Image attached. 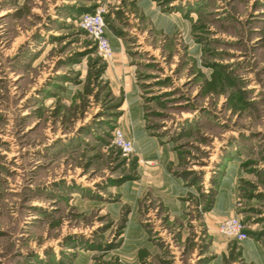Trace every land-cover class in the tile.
<instances>
[{
	"label": "rangeland",
	"instance_id": "1",
	"mask_svg": "<svg viewBox=\"0 0 264 264\" xmlns=\"http://www.w3.org/2000/svg\"><path fill=\"white\" fill-rule=\"evenodd\" d=\"M153 3L161 18L136 0H0V264L261 263L208 218L241 172L232 215L264 247V0ZM99 6L174 156L159 171L113 143L135 105L79 23Z\"/></svg>",
	"mask_w": 264,
	"mask_h": 264
},
{
	"label": "crops",
	"instance_id": "2",
	"mask_svg": "<svg viewBox=\"0 0 264 264\" xmlns=\"http://www.w3.org/2000/svg\"><path fill=\"white\" fill-rule=\"evenodd\" d=\"M137 3L143 7L144 9L151 10V16H159V18L162 17V14L160 10L156 9V5L153 3L152 0H136ZM167 15V14H165ZM111 42V45L114 50V58H113V68L112 71L115 72V84L117 86H122L126 91V96L130 101L135 105L139 103L138 99V93L136 89V84L133 80V69L134 64H128L126 61H128L127 57V50L128 48L125 46V41L123 39L111 35L108 36ZM127 72L128 74H125ZM139 106H136L133 108L132 114V121H131V127L129 128V125H127V136L133 138L135 149L138 151L140 156L142 157L141 161L148 162L151 169H155L157 171L162 168V164L165 165L166 158H168V161L170 159H174V156H168L167 148L164 146H160V144L155 140V138L147 132V130L144 128L140 116H139ZM164 147V148H163ZM152 164V165H151ZM156 164L160 165V167H157ZM156 166V167H155ZM154 170V171H155ZM164 177L167 178V175L165 173L161 174ZM241 176V172H237L233 170L232 172L228 174V176L223 180L222 185L220 186V189L218 191L215 203L213 205V208L211 212L209 213L210 219L208 218V221L211 222V225H218V220L232 215L234 213V198L237 192H239L238 189V177ZM165 183V181H163ZM179 186V184H178ZM174 192H180V194H175V196H179L182 194L183 189L182 187L178 188V191ZM226 192V193H225ZM224 197V198H222ZM220 221V220H219ZM243 253L244 255H247L248 252L251 254H256L257 258L261 260L260 262H257V264H264V247L260 243V241L255 239H245L242 243ZM248 257V256H247ZM248 258H252L253 261H255L254 257L250 256Z\"/></svg>",
	"mask_w": 264,
	"mask_h": 264
},
{
	"label": "built area",
	"instance_id": "3",
	"mask_svg": "<svg viewBox=\"0 0 264 264\" xmlns=\"http://www.w3.org/2000/svg\"><path fill=\"white\" fill-rule=\"evenodd\" d=\"M106 11L104 6H99L95 12L84 13L79 23L96 42L100 55L111 59L114 56V50L107 35ZM113 143L124 155L135 152L133 138L128 137L121 128L115 129ZM218 230L221 234L237 241H243L250 237L245 222L238 216L232 215L222 219L218 224Z\"/></svg>",
	"mask_w": 264,
	"mask_h": 264
},
{
	"label": "trees",
	"instance_id": "4",
	"mask_svg": "<svg viewBox=\"0 0 264 264\" xmlns=\"http://www.w3.org/2000/svg\"><path fill=\"white\" fill-rule=\"evenodd\" d=\"M95 10H96V9L94 8L93 10H91V12H95ZM247 231H248V230H247ZM248 232H249V231H248Z\"/></svg>",
	"mask_w": 264,
	"mask_h": 264
}]
</instances>
